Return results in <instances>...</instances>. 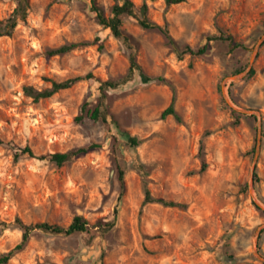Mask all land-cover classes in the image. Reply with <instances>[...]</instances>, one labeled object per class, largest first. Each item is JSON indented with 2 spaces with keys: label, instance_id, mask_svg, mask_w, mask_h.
<instances>
[{
  "label": "rangeland",
  "instance_id": "374dc122",
  "mask_svg": "<svg viewBox=\"0 0 264 264\" xmlns=\"http://www.w3.org/2000/svg\"><path fill=\"white\" fill-rule=\"evenodd\" d=\"M19 1L0 0V21ZM130 1L134 15L122 17L127 42L99 23L90 0H25V18L12 37L0 38V255L20 241L17 218L67 227L82 216L86 233L37 231L8 264H264L253 254L255 233L264 226V43L252 66L255 74L233 79L246 70L264 34V0L171 6L165 0ZM114 4L96 0L107 18ZM143 4L148 20L167 30L173 43L140 25ZM71 43L92 44L64 55L48 53ZM186 47L205 52L183 53ZM130 55L145 75L166 83H144L139 72L127 80ZM88 74L93 78L47 99L36 101L24 91ZM104 81L119 86L101 102ZM172 88L182 123L161 119ZM100 102L106 120L94 121L82 108ZM234 108L260 113L252 194L248 180L258 121ZM206 132L208 166L198 173ZM128 137L137 138L138 146ZM89 146L97 147L61 167L23 153L25 147L49 155ZM141 164L153 196L185 208H142ZM258 251L264 257L263 231Z\"/></svg>",
  "mask_w": 264,
  "mask_h": 264
},
{
  "label": "trees",
  "instance_id": "16d2710c",
  "mask_svg": "<svg viewBox=\"0 0 264 264\" xmlns=\"http://www.w3.org/2000/svg\"><path fill=\"white\" fill-rule=\"evenodd\" d=\"M93 6V9L96 11L97 19L99 23L104 26L105 28L109 29L111 34L115 39L123 40L124 42L128 41V37L122 31V17L123 16H133L134 15V4L130 0H114L115 4L111 9V16L105 17L102 11L97 7L96 0H90ZM188 0H165L167 6L171 5H178L186 3ZM26 3L25 0L19 1L18 7L14 10L13 14L6 20L0 21V38L1 37H12L14 30L18 25V21L20 19H24L26 15V8L22 4ZM141 14L142 18L139 20L140 25L146 29H156L164 33L167 39L173 43V39L170 36L169 32L163 29L160 25L153 23L148 20L147 18V5L143 4L141 7ZM217 39H225L230 44L233 43L231 37H219ZM98 38H96L93 43L97 42ZM92 43H71L63 45L57 49L50 50L48 53L51 56L56 55H64L69 53L70 51L74 50L80 46L90 45ZM234 49H244L242 44H235L233 45ZM205 52V48H201L196 52L190 48L186 47L183 53L189 54H196L201 55ZM130 67L128 69V73L126 76L127 80H130L135 72H139V76L144 83H150L153 81L163 82L166 83L163 78H151L145 75L136 61L134 55H130ZM245 67L240 68L236 71V73H241ZM255 74V70L251 69L248 73V77H252ZM92 74H88L86 76H76L73 78H69L67 80L57 82V81H50L51 86L49 88L43 90H36L33 87L27 86L24 88L25 93L34 98V100L39 101L41 99H47L52 97L54 94L61 90L69 89L76 83L82 80L92 79ZM119 86L118 82L113 81H104L100 83L99 90L101 92L100 101L102 102L105 99V92L108 90L116 89ZM173 91V98L169 104V106L162 112L161 119H165L168 116H172L178 123H182L181 117L176 111L175 105V98H176V91L175 88H172ZM101 102L94 108V109H87L86 105L83 106V112L86 111V114L94 121L102 119L103 121L106 120V113ZM234 114H237L233 111ZM78 120L82 119V114L77 118ZM210 136V132H206L203 137L200 139V146H199V154L201 155V166L198 170V173H202L206 170L208 164L205 160V147H206V140ZM128 142L133 146H138L139 140L135 137H128ZM97 146H89V147H80L76 150L68 151V152H56L49 155H36L34 151L30 147H25L23 150L24 154H27L29 158L36 159V160H49L51 163L55 164L58 167L64 166L65 164L73 161L77 156L81 154L87 153L90 149ZM138 172L141 175L142 181V189H143V202L142 208L149 204H157L167 208H178L182 209L185 208V204L166 200L162 198H156L153 196L149 189V178L148 172L146 171L145 165L141 164L138 168ZM118 174H119V181L123 183L125 172L124 170L118 166ZM16 224L18 225L19 229L21 230V238L19 243H17L12 249L0 255V264H8L10 260L19 252H21L28 244L30 237L33 233L40 231L52 235H62V236H71L74 234L79 233H86L89 229L88 222L82 216H76L73 221L67 227H61L58 225L44 223H35V224H26L21 219H16ZM110 224L109 227H111ZM264 232V229L262 230Z\"/></svg>",
  "mask_w": 264,
  "mask_h": 264
},
{
  "label": "water",
  "instance_id": "95a60500",
  "mask_svg": "<svg viewBox=\"0 0 264 264\" xmlns=\"http://www.w3.org/2000/svg\"><path fill=\"white\" fill-rule=\"evenodd\" d=\"M264 43V34L262 35V37L258 40L257 44L255 45L254 49H253V53L251 56V60L250 63L248 65V67L246 68V70L242 73L239 74L235 77H233V79H240L241 77H244L246 75H248V73L250 72V70L252 69L253 63L257 57L258 54V50L259 48L262 46V44ZM236 109V108H234ZM238 112L242 113V114H246V115H255L258 121V128H257V132H258V136H257V144H256V149H255V155H254V159L253 162L251 164V168H250V172H249V190L251 192V194L253 193V180H254V174H255V169H256V164H257V160H258V155H259V151H260V144H261V135H262V123L260 120V113L258 111L255 110H250V109H236ZM264 229V226H260L257 230V232L255 233V237H254V243H253V254L254 256L259 259L260 261L264 262V257L260 254V252L258 251V239L260 236L261 231Z\"/></svg>",
  "mask_w": 264,
  "mask_h": 264
}]
</instances>
